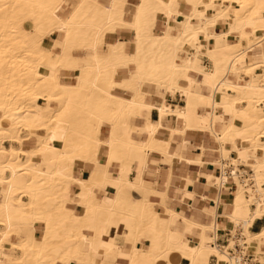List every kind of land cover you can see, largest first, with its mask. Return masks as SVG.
Returning a JSON list of instances; mask_svg holds the SVG:
<instances>
[{"label": "bare ground", "instance_id": "bare-ground-1", "mask_svg": "<svg viewBox=\"0 0 264 264\" xmlns=\"http://www.w3.org/2000/svg\"><path fill=\"white\" fill-rule=\"evenodd\" d=\"M260 218L264 0H0V264H264Z\"/></svg>", "mask_w": 264, "mask_h": 264}, {"label": "crops", "instance_id": "crops-1", "mask_svg": "<svg viewBox=\"0 0 264 264\" xmlns=\"http://www.w3.org/2000/svg\"><path fill=\"white\" fill-rule=\"evenodd\" d=\"M124 37L127 38L128 35L125 34ZM153 116L156 117V113L155 112H154ZM181 140L182 139L180 137H176L174 139L173 144L175 145V147L177 149L183 148V153H184V155L186 154L185 156H187V157H191L193 155V153L200 152L199 145H201V144H206L210 148L216 147V144L214 143V141H212V139H210L208 136L189 135L186 138V140L184 141L183 147H182V144H181ZM214 156H216V155H214ZM150 167L152 169V174H154V171L158 167H160L163 171H166V169L169 168V164L167 162L161 161L159 157L153 156L151 158V161H150ZM211 168L212 167L206 165L200 171L202 172V175H205L206 173L210 172ZM203 172H205V173H203ZM188 173L192 177H195V175L197 173V166L194 165L193 168L192 167L189 168V167L183 165L182 163H180L178 160H176L174 162V175H175L174 182H180V177L183 176V175H186ZM210 179H211V177H210ZM153 180H154L153 182L160 183V181H159L160 179H158V177L153 178ZM203 184H204L203 180H200L199 183L193 181V185H195V186H193L192 189L194 191H197L198 194H200V193L206 194L207 191L204 189ZM155 186H157V185H155ZM193 205L195 207V210H199V208L202 207V206L204 207L206 205V203L203 202V201H200V200H196V201L193 202ZM179 207H180V210L185 215H190V210H189V207H188L186 202L185 203H181L179 205ZM206 220H209V218L206 217ZM263 227H264V218H260V219H258L255 222V224H254V226L252 227L251 230L254 233H259L262 230ZM221 241L224 242V238H222ZM188 263L189 262H188L187 259H182V261L180 262V264H188Z\"/></svg>", "mask_w": 264, "mask_h": 264}, {"label": "rangeland", "instance_id": "rangeland-1", "mask_svg": "<svg viewBox=\"0 0 264 264\" xmlns=\"http://www.w3.org/2000/svg\"><path fill=\"white\" fill-rule=\"evenodd\" d=\"M125 34L128 35L127 38L124 37ZM119 35H120V38H121L122 40H125V41H127V42H131V40H132V36H131V34H129V33L121 32V33H119ZM129 40H130V41H129ZM147 90H148L150 93H152V95L155 93V92H154L155 89L152 88V87H151V88H148ZM163 93H164L163 90L156 89V95H157V99H158V100L161 99ZM160 94H161V95H160ZM155 113H156V117H157V112L155 111ZM232 188H233V189H232ZM231 191H234V183H232ZM221 242H222V241H221ZM222 243H223V242H222Z\"/></svg>", "mask_w": 264, "mask_h": 264}, {"label": "built area", "instance_id": "built-area-1", "mask_svg": "<svg viewBox=\"0 0 264 264\" xmlns=\"http://www.w3.org/2000/svg\"><path fill=\"white\" fill-rule=\"evenodd\" d=\"M252 258H253L252 256H248L247 259H248V261L250 262V261L252 260Z\"/></svg>", "mask_w": 264, "mask_h": 264}]
</instances>
